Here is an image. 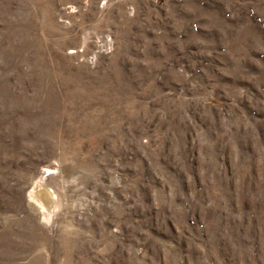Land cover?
Here are the masks:
<instances>
[{"label": "rangeland", "instance_id": "374dc122", "mask_svg": "<svg viewBox=\"0 0 264 264\" xmlns=\"http://www.w3.org/2000/svg\"><path fill=\"white\" fill-rule=\"evenodd\" d=\"M0 264H264V0H0Z\"/></svg>", "mask_w": 264, "mask_h": 264}, {"label": "bare ground", "instance_id": "6f19581e", "mask_svg": "<svg viewBox=\"0 0 264 264\" xmlns=\"http://www.w3.org/2000/svg\"><path fill=\"white\" fill-rule=\"evenodd\" d=\"M37 191H38V190H37ZM37 191L35 192V195H37V194L39 193V192H37ZM40 192H41V190H40Z\"/></svg>", "mask_w": 264, "mask_h": 264}]
</instances>
